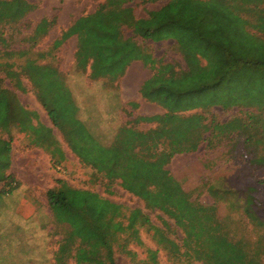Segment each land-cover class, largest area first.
Instances as JSON below:
<instances>
[{"label": "trees", "instance_id": "trees-1", "mask_svg": "<svg viewBox=\"0 0 264 264\" xmlns=\"http://www.w3.org/2000/svg\"><path fill=\"white\" fill-rule=\"evenodd\" d=\"M129 1L108 0L95 12L81 16L47 50L33 49L55 25V19L38 23L29 48L0 49V129L9 135L0 137L1 190L5 192L6 184L14 188L13 174L7 173L12 165L14 125L22 132L34 133L37 144L40 139L50 140L55 145L50 151L52 158H64L53 129L35 124L33 119L38 113L22 105L6 83L9 78L18 89L27 91L25 78L81 163L102 174L109 183L119 181L147 208L162 211L175 224L172 228L164 219L162 226L156 225L140 208H130L97 191L58 179L59 185L47 190L46 199L55 221L67 225L68 232L60 241L55 264H69L70 259L75 264H117L114 246L120 241H124L123 250L136 264H161L160 248L181 264H264V218L255 207L253 187L239 205L250 222L244 223L237 219L239 209L232 207L222 214L218 206L195 198L194 192L167 168L177 154L197 151L215 134L210 124L221 129L222 124L214 119L209 123L202 111L247 103L246 92L255 77L249 69L264 70V0H167L141 18L136 17ZM34 7L28 0H0V31L2 23L21 20ZM125 26L144 40L174 39L186 66L178 68L174 63L157 61L134 37L125 35ZM73 36L77 38L75 67L79 72L89 70L91 79L117 82L133 61L149 65L153 73L141 84L140 93L164 111L140 115L132 122L134 125L117 128L111 142H102L80 116V106L64 73L48 60ZM20 58L23 60L18 63ZM198 109L201 111H195ZM246 115V126L257 127L264 121V106L246 111ZM139 123L152 126L140 129ZM260 183L264 186V179ZM208 190L216 200L218 194L238 193L214 185ZM249 224L253 225L251 230L260 233H246ZM142 228L159 248H147L146 259L137 261L138 254L127 246L132 240L145 245ZM178 229L183 234L181 243L172 237Z\"/></svg>", "mask_w": 264, "mask_h": 264}, {"label": "rangeland", "instance_id": "rangeland-1", "mask_svg": "<svg viewBox=\"0 0 264 264\" xmlns=\"http://www.w3.org/2000/svg\"><path fill=\"white\" fill-rule=\"evenodd\" d=\"M34 4L24 18L11 23H2L0 49L20 50L31 46L30 36L43 19H55V25L39 38L34 51L47 50L67 29L81 16L95 12L108 0H28ZM167 0H131L128 5L134 9L137 18L147 17L149 10L158 9ZM127 37H134L159 62L174 63L185 67L182 53L177 49L174 39L162 41L144 40L136 36L131 28L124 27ZM76 36L71 37L49 57V61L58 66L64 73L69 87L80 106V116L88 123L94 134L104 143L113 140L117 128L121 125H134V120L140 115H154L164 111L156 103L147 101L140 93L144 80L153 71L142 60H135L129 66L127 73L117 82L108 79H91L87 72H79L75 67ZM33 55V54H31ZM23 58L18 60L20 63ZM255 77L253 84L246 92L247 103L224 109L221 106L202 111L207 115L209 123L214 119L221 129L214 128L215 134L209 136L195 152L177 154L167 165L172 174L183 181L185 187L194 192V197L201 202L219 207L222 214H227L232 207L239 209L237 219L250 223L239 207L244 201L248 189L253 187L256 197L255 207L258 214L264 218V121L257 127L246 126V111L264 106V70L251 67ZM5 77V74H2ZM6 83L14 89L20 102L38 116L33 122H38L53 129V134L61 142L64 158L56 155L52 158L50 151L55 145L50 140L40 139L35 143L34 133L22 132L16 124L11 128L12 165L7 173L13 174L14 188L5 185V192L0 183V264H55L61 240L67 235L68 226L55 221L48 206L46 192L49 188L58 186V179L67 181L78 188H86L99 192L101 195L130 208L142 209L151 220L159 226L164 219L175 227L158 209L147 208L145 202L125 190L119 181L109 183L107 178L96 170L80 162L79 158L64 142L59 129L54 127L47 111L38 101L31 83L24 78L27 91L18 89L9 78ZM251 105V106H250ZM201 111V109L195 110ZM194 112V111H193ZM213 122V123H214ZM152 124L139 123L140 129L150 128ZM218 127V126H217ZM0 137L9 138L0 129ZM11 181V180H10ZM217 189L230 188L238 193L219 195V200L208 190V186ZM12 189L10 193L7 191ZM249 224L246 232L256 236L258 232ZM143 246L133 240L128 249L138 254V260L147 257V248L158 249L152 235L141 229ZM182 232L172 233V237L182 242ZM124 241L114 246L117 264H136L132 257L123 250ZM22 245V246H21ZM158 258L161 264H181L171 259L169 254L159 249ZM69 264H75L74 259ZM187 264V263H185ZM194 264H203L194 261Z\"/></svg>", "mask_w": 264, "mask_h": 264}]
</instances>
